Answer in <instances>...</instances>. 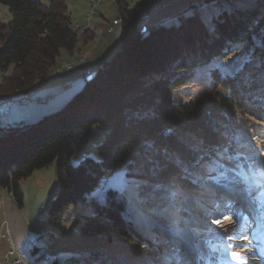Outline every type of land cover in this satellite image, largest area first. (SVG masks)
I'll return each instance as SVG.
<instances>
[{"label": "trees", "instance_id": "1", "mask_svg": "<svg viewBox=\"0 0 264 264\" xmlns=\"http://www.w3.org/2000/svg\"><path fill=\"white\" fill-rule=\"evenodd\" d=\"M113 1L121 42L111 57L91 78L82 75L83 84L62 105L32 110L35 115L28 114L26 120L0 123V189L21 200L20 180L56 160L53 222L58 225L71 205L90 204L82 232L111 231L127 237L134 229L124 219L125 197L113 189H107L103 199L89 196L106 172L139 167L151 184L172 180L194 187L196 181L199 185L203 181L199 165L208 162L207 152L222 146V133L231 131L235 116L244 123L254 119L263 129L264 103L250 102L240 92L237 71L224 75L212 68L205 73L201 93L187 101L172 98L200 67L235 44L245 45L250 57L257 56L261 63L257 70L264 73V10L257 14L262 5L257 2L236 11L238 0H234L232 13L225 5L233 0H199L176 12L174 22L144 31L145 25L139 32L135 26L139 11L129 8L125 0ZM0 4L8 15L6 20L0 17V93L39 96L45 86L41 82L57 65L61 52L73 54L78 42L94 32L83 31L79 40L66 0H0ZM236 15H245L247 28L237 23ZM70 86L62 83L63 89ZM92 132L103 134L96 146L98 161L84 155L72 164L70 158ZM173 213L188 218L184 207ZM158 242L154 243L157 252L164 241Z\"/></svg>", "mask_w": 264, "mask_h": 264}, {"label": "rangeland", "instance_id": "2", "mask_svg": "<svg viewBox=\"0 0 264 264\" xmlns=\"http://www.w3.org/2000/svg\"><path fill=\"white\" fill-rule=\"evenodd\" d=\"M40 1L46 3L48 0ZM198 1L125 0L129 8L139 11L137 17L139 22H144L145 17L150 15L144 31L158 23L174 22L176 12L185 8L190 4L189 2ZM66 2L71 20L77 25L79 40L85 30L94 34L88 33L89 37H86L85 41H79L73 54L61 52L57 65L48 71L49 75H53V80L39 90L41 95L34 98L33 95L31 98L29 96V99L34 100L28 104L1 106V124L26 120L28 114L35 115L32 110L40 112L56 104L62 105L81 87L84 78L93 76L94 70L104 60L110 58L119 47L120 21L112 25V22L117 20L113 18L118 17L113 0H66ZM233 2L234 0L232 5H225L228 9H232V13L237 2L236 11L250 9L257 2L262 4L257 14L264 10V0L262 3L261 0H238L234 2L235 4ZM0 17L4 20L8 19L7 8L1 4ZM235 17L237 23L247 28L248 24L244 23L248 21L245 15ZM110 25L114 26V29L109 32ZM211 26L209 25L211 32H214L215 29ZM137 31L141 32L142 28L138 30L137 27ZM262 49L264 50V43ZM248 51L246 52L245 45L235 44L222 56L212 58L209 63L200 67L184 86L174 92L173 101L193 99L205 89L207 78L205 73L212 68H218L224 75L239 72L237 86L240 92L250 102L257 100L264 103V73L257 70L261 63L256 59L257 56L250 57ZM83 56L86 57V61L83 60ZM64 81L71 83V86L63 89ZM39 82L35 83L33 88H37ZM3 94L6 97L10 96L0 93ZM240 119V116H235V119L230 121L232 129L222 133L225 137L222 146L216 147L214 152H207L208 162L204 166L203 163L199 165V178L203 179L200 185L196 181L194 187L188 188L172 180L151 184L148 175L139 167L123 166L103 175L99 188L89 196L103 199L106 190L113 189L117 195L125 197L124 219L130 221L128 223L134 229L129 231L127 237H120L111 231L96 235L82 232L80 226L85 222L84 216L91 210L90 204L71 205L64 212L58 225L53 222L51 215L56 209V204L52 203V200L58 191L56 160L34 170L29 176L20 180L21 200H17L12 191L0 189V264H14L16 259L20 261L15 264H51L53 261L59 264L62 262L64 264H151L150 261L158 254L154 243L161 239L165 241L164 238H167L166 241H172L178 237L187 238L186 241L189 246H193V251L204 256L202 262L208 258L210 264H263L255 261L246 250L241 252L236 249L235 252L233 247L228 246L231 244L226 234L220 237L222 240L219 242L216 240L209 242L207 239L213 235L203 232L204 228L214 223L211 220L214 218L208 217V207L210 209L213 205H223L222 208H228L232 199L256 203L259 212L262 213L259 218L264 223V124L261 125L263 129L260 130L259 123L257 124L254 119H248L246 123ZM259 130L261 133L257 132ZM254 131L257 132L255 135ZM102 137L103 134L92 132L82 148L70 158L71 163H78L84 155L98 161L96 146ZM259 152L263 154L259 155ZM257 158H261L262 161ZM260 185L263 187L256 190ZM233 186H237L235 191L239 193L232 194ZM222 188H228L229 191L221 192ZM253 190L255 192L251 195L250 192ZM183 207L188 214L186 220L175 217L173 213L177 208ZM246 209L243 204L240 205L239 212L223 228L214 232L228 233L235 231L236 227L242 232L245 225L250 224L241 220V211ZM240 235L242 234L239 233L236 237ZM212 254H216L214 263ZM202 262L200 263L203 264Z\"/></svg>", "mask_w": 264, "mask_h": 264}, {"label": "bare ground", "instance_id": "3", "mask_svg": "<svg viewBox=\"0 0 264 264\" xmlns=\"http://www.w3.org/2000/svg\"><path fill=\"white\" fill-rule=\"evenodd\" d=\"M114 19H116V18H114ZM113 19V20H114ZM141 19V18H140ZM116 21V20H115ZM138 22H139V20H138ZM145 22V21H144ZM112 25H113V22H112ZM111 26V25H110ZM136 27H138V30L139 29H141L142 28V30H143V24H140V23H137V26ZM110 29V28H109ZM109 32H110V30H108ZM113 31V30H112ZM78 60H80V59H78ZM83 60H85V56H83ZM77 62V61H76ZM75 63V62H74ZM73 64V63H72ZM65 66V65H64ZM52 79H53V75H49L48 77H46L45 79H43L42 80V82H41V84L42 85H46V83H49L50 81H52ZM26 96H31L30 94H21V93H16L15 95H10V96H5V97H3V98H0V103H4V104H14L15 103V101H21V99H24ZM262 160H260V162H261ZM234 188H232V194L233 193H239V192H237V191H235V186H233ZM222 191L221 192H225L226 190H228L229 191V189L227 188H222L221 189ZM232 208V207H231ZM247 211L248 212H251V210L249 209V208H247ZM250 216V215H249ZM252 219L251 220H253V219H255V217H257V213H252V215L250 216ZM218 219H221V218H217V219H215L214 221H216V220H218ZM220 222H222V221H217V224H219ZM215 223L216 222H214L213 223V225H215ZM212 233H214L215 235H217L218 236V233H216V232H212ZM211 233V234H212ZM213 234V235H214ZM220 234V233H219ZM186 240H187V238H184V244L182 245L183 247H182V250H185V248H188V245H189V243L187 244L186 243ZM240 241H244V240H246V237H242L241 239H239ZM190 247H193V246H190ZM242 250H244V249H242Z\"/></svg>", "mask_w": 264, "mask_h": 264}, {"label": "built area", "instance_id": "4", "mask_svg": "<svg viewBox=\"0 0 264 264\" xmlns=\"http://www.w3.org/2000/svg\"><path fill=\"white\" fill-rule=\"evenodd\" d=\"M149 19H150V15L145 17V22H138V19H137V22H136V23H143V28H144V26L149 22ZM119 21H120V19L118 18V19L114 22V25L118 24ZM75 26H76V28H77V25H75ZM135 26H136V24H135ZM113 29H114V26H111L109 30H113ZM69 67H70V65H68V68H69ZM68 70H70V69H68ZM91 70H92V69H91ZM88 71H89V70H88ZM86 78H88V77H86ZM50 82H52V81H50ZM63 86H64V87H67V86H69V85L66 84V83H64ZM30 98H31V96H30ZM32 98H34V97H32ZM38 99H41V98H38ZM33 100H34V99H29V96H26L24 99H21V101H15L14 104H4V103H0V107H1V106H4V105H15V104L23 105V104H27L28 102L33 101ZM4 237H5V234H4ZM6 261H7V260H6ZM19 261H20V260L16 259V260H14L13 263L15 264V263H18Z\"/></svg>", "mask_w": 264, "mask_h": 264}, {"label": "crops", "instance_id": "5", "mask_svg": "<svg viewBox=\"0 0 264 264\" xmlns=\"http://www.w3.org/2000/svg\"><path fill=\"white\" fill-rule=\"evenodd\" d=\"M92 68V67H91ZM92 77V76H91ZM91 77H89V78H91Z\"/></svg>", "mask_w": 264, "mask_h": 264}]
</instances>
